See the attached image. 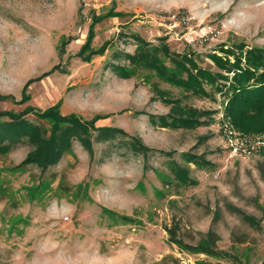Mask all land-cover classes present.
I'll list each match as a JSON object with an SVG mask.
<instances>
[{
  "label": "rangeland",
  "instance_id": "obj_1",
  "mask_svg": "<svg viewBox=\"0 0 264 264\" xmlns=\"http://www.w3.org/2000/svg\"><path fill=\"white\" fill-rule=\"evenodd\" d=\"M91 29L94 48L108 45L87 62L77 54ZM136 36L193 53L216 72L213 54L264 48V0H0V93L21 99L28 80L58 67L30 85L28 103L0 110L61 102L65 115L125 131L93 132V157L74 141L46 171L21 166L28 143L0 155V264H264V150L232 156L221 94L193 95L132 63ZM162 94L217 111L213 123L155 125L151 114L172 111ZM136 139L151 150L135 151ZM208 238L212 253L197 248Z\"/></svg>",
  "mask_w": 264,
  "mask_h": 264
},
{
  "label": "trees",
  "instance_id": "obj_2",
  "mask_svg": "<svg viewBox=\"0 0 264 264\" xmlns=\"http://www.w3.org/2000/svg\"><path fill=\"white\" fill-rule=\"evenodd\" d=\"M94 37L95 33L91 29L87 42L77 54L84 61L88 62L94 55L106 50L107 43L99 49L93 47ZM136 39L139 42L136 54L126 55L132 63H144L163 80L193 95L216 100L215 94H221L224 98V111L238 129L246 133H264V48H246L241 45L238 53L233 49H223L226 56L217 53L211 56L219 69L213 72L201 67L193 53L173 52L167 43L155 45L139 36ZM67 43L68 41L64 42ZM230 55L234 56L233 60ZM164 58L170 60L172 67H168ZM57 69L55 67L40 77L28 80L21 99L13 94L0 93V102L11 100L17 105L28 103L31 100L28 92L30 85ZM114 70L121 77L130 76L124 66L116 65ZM162 100L171 105L172 111L166 115L151 114L150 117L155 125L163 127L195 129L213 123V115L217 112L186 105L180 99H169L163 94ZM60 107L61 102L44 110L30 104L20 112L0 110V155L9 153L20 144L28 143L33 148L21 166L33 164L46 171L61 161L65 153L71 150L74 141H79L93 157V132L99 131L100 138H112L118 133H125L116 128L97 127L96 122L100 117L90 120L76 114L65 115ZM30 114L39 121L29 119ZM40 121H48L51 128L48 129ZM133 147L138 152L151 150L140 139L135 140ZM190 158L196 160L194 156ZM178 176L182 179L187 177L181 168ZM213 246V240L208 238L202 240L197 248L212 253Z\"/></svg>",
  "mask_w": 264,
  "mask_h": 264
},
{
  "label": "built area",
  "instance_id": "obj_3",
  "mask_svg": "<svg viewBox=\"0 0 264 264\" xmlns=\"http://www.w3.org/2000/svg\"><path fill=\"white\" fill-rule=\"evenodd\" d=\"M220 121V131L232 156L247 157L264 150V133H246L238 129L226 113H221Z\"/></svg>",
  "mask_w": 264,
  "mask_h": 264
},
{
  "label": "bare ground",
  "instance_id": "obj_4",
  "mask_svg": "<svg viewBox=\"0 0 264 264\" xmlns=\"http://www.w3.org/2000/svg\"><path fill=\"white\" fill-rule=\"evenodd\" d=\"M50 262H51V263H49V264H77V263L74 262V261L66 262V261H64V260L61 259V258L53 259V260H51ZM31 264H44V263L40 262V260H36V261H34L33 263H31Z\"/></svg>",
  "mask_w": 264,
  "mask_h": 264
}]
</instances>
